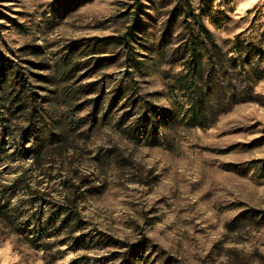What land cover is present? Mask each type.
I'll list each match as a JSON object with an SVG mask.
<instances>
[{"label": "rangeland", "instance_id": "374dc122", "mask_svg": "<svg viewBox=\"0 0 264 264\" xmlns=\"http://www.w3.org/2000/svg\"><path fill=\"white\" fill-rule=\"evenodd\" d=\"M136 3L0 0V264H264V75L192 125L171 55L264 49V0Z\"/></svg>", "mask_w": 264, "mask_h": 264}, {"label": "trees", "instance_id": "16d2710c", "mask_svg": "<svg viewBox=\"0 0 264 264\" xmlns=\"http://www.w3.org/2000/svg\"><path fill=\"white\" fill-rule=\"evenodd\" d=\"M136 1V4L140 6V0ZM134 28L135 25L128 27L126 36L132 35ZM185 28H188L190 34L188 41L175 46L171 53L184 70V73L178 76L176 89L184 92L188 123L208 126L233 104L250 100L252 82L254 83L256 79L264 75V49L249 38H241L237 35L231 47L234 53L228 56L213 41L199 17L195 18L194 24L187 23ZM165 38L163 42L167 44L169 34ZM127 42L128 40L124 41V43ZM237 76H239V85L236 83ZM24 87H27L25 83ZM20 102L22 101L19 100L18 104L21 105ZM151 106L147 104L146 110H153L154 107L151 108ZM94 110L96 112L93 111L92 116L95 120L96 107ZM2 120L0 111V124ZM149 129L152 140H155L153 144L157 145V129L154 125H147L146 131L148 132ZM59 214L61 215L62 212ZM59 214L54 213L52 221L45 222L49 232L62 231L68 224V220L72 218L69 216L67 219L64 217L60 219ZM0 217L6 218L7 215L1 211ZM56 222L58 227L54 226ZM44 229L46 227H40V231H37L38 238H42Z\"/></svg>", "mask_w": 264, "mask_h": 264}]
</instances>
